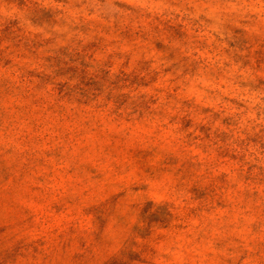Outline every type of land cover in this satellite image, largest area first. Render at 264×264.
Returning a JSON list of instances; mask_svg holds the SVG:
<instances>
[{
  "label": "rangeland",
  "instance_id": "rangeland-1",
  "mask_svg": "<svg viewBox=\"0 0 264 264\" xmlns=\"http://www.w3.org/2000/svg\"><path fill=\"white\" fill-rule=\"evenodd\" d=\"M0 264H264V0H0Z\"/></svg>",
  "mask_w": 264,
  "mask_h": 264
}]
</instances>
